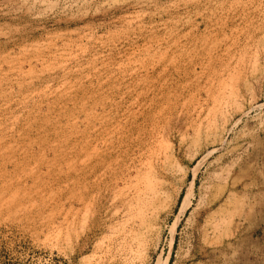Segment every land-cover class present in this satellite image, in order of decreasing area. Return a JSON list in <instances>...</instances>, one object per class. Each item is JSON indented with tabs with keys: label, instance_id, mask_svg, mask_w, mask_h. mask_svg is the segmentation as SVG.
<instances>
[{
	"label": "rangeland",
	"instance_id": "374dc122",
	"mask_svg": "<svg viewBox=\"0 0 264 264\" xmlns=\"http://www.w3.org/2000/svg\"><path fill=\"white\" fill-rule=\"evenodd\" d=\"M0 264H264V0H0Z\"/></svg>",
	"mask_w": 264,
	"mask_h": 264
},
{
	"label": "bare ground",
	"instance_id": "6f19581e",
	"mask_svg": "<svg viewBox=\"0 0 264 264\" xmlns=\"http://www.w3.org/2000/svg\"><path fill=\"white\" fill-rule=\"evenodd\" d=\"M188 208H189V202H188V200H186V201L184 202V205H183V208H182V209H183L184 211H186ZM184 211H183V212H184ZM248 216H249V215H248Z\"/></svg>",
	"mask_w": 264,
	"mask_h": 264
}]
</instances>
